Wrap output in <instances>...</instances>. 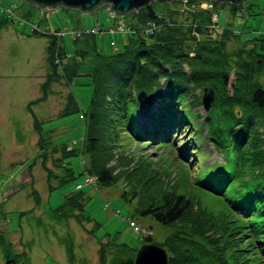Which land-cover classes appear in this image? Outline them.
<instances>
[{
    "label": "trees",
    "instance_id": "trees-1",
    "mask_svg": "<svg viewBox=\"0 0 264 264\" xmlns=\"http://www.w3.org/2000/svg\"><path fill=\"white\" fill-rule=\"evenodd\" d=\"M153 2L132 11L134 23H129V27L134 31L120 49L107 55L92 52V59L85 64L82 58L88 54L86 51L78 53V61L55 63L53 50L58 60L64 54L56 45L55 35L48 34V72L40 83V96L26 107L30 110L31 105L45 100L50 84L59 78L69 83L74 76H87L91 90L87 109L82 112L79 152L87 160L83 173L95 179L91 184L106 185L122 178L133 196L141 194L137 212L170 228L160 243L145 235L141 244L164 248L167 264H264V89L259 83L264 77L262 44V50L257 51L255 38L239 39L234 31L209 27L207 11L194 9L182 14L175 2L172 9L155 10ZM239 5L231 4L230 9L236 10ZM181 16L183 21L177 19ZM148 22L156 28L144 35ZM231 42L237 45L229 50L227 45ZM205 86L213 89L214 98L200 121L193 109L201 105L197 92ZM140 90L146 96L138 101L136 95ZM158 92L164 101L158 100L155 111L149 96ZM76 108L74 96L67 93L60 112L65 115ZM138 110H146L150 116L141 126ZM203 127L205 135L200 134ZM41 128V122L32 116L38 153L27 164V170L37 158L45 171L47 189L52 190L72 177L68 168L58 175L46 166L48 152H59L57 162L76 153L61 142L52 144ZM205 138L222 152L223 163L203 165ZM131 139L143 141L141 149L152 142L166 147L176 141L178 157L197 170L192 184L223 198L229 211L219 216L193 210L192 198L178 189L176 180L162 183L155 174L140 180L141 165H135L139 156L125 153ZM142 163L145 167L150 160L143 158ZM55 179L58 182L52 185ZM80 188L77 184L50 210L52 222L81 221ZM29 194L33 207H38V193L32 188ZM33 207L20 211L19 216ZM6 233L0 228L4 264H27L24 253L13 252ZM99 246V264H133L136 249L108 242H100Z\"/></svg>",
    "mask_w": 264,
    "mask_h": 264
},
{
    "label": "rangeland",
    "instance_id": "rangeland-1",
    "mask_svg": "<svg viewBox=\"0 0 264 264\" xmlns=\"http://www.w3.org/2000/svg\"><path fill=\"white\" fill-rule=\"evenodd\" d=\"M152 4L155 10L174 8L171 2L154 1ZM213 5L217 16L215 30L229 29L238 33L239 39L255 38V50H262L259 49L260 44L264 50V0H245L236 10H231V4L225 2L213 1ZM108 8L107 4H98L88 11H80L63 5L45 8L27 0H0V228L7 232L13 252L24 253L27 264H99L97 250L100 242L121 247L126 245L136 251L141 247L144 236L135 231L136 225L149 230V236L156 243L170 233L169 227L137 212L141 194L138 192L133 196L130 186L122 178L106 185L86 183L93 177H86L83 173L87 160L86 155L79 152L84 123L82 112L87 109L91 90L87 76H74L69 83L59 78L50 84L45 100L31 105L30 110L26 107L28 102L40 96L39 86L48 72V34L60 33L55 35L56 45L64 54L59 58V63L78 61V53L86 51L88 54L82 58L85 64L92 59V52L107 55L127 42L130 33L123 31L129 27V23H134L132 11L110 15ZM177 19L183 21V16ZM110 28H113V33L108 30ZM119 28L123 30L119 31ZM31 29L47 34L32 33ZM92 29L96 31L92 32ZM86 30L88 33H85ZM235 45V42H231L227 48L230 50ZM53 52L55 62L58 56L55 49ZM259 83L264 89V77L259 79ZM70 92L77 108L63 115L60 111L66 94ZM201 92L202 89L197 92L199 96ZM158 100L164 101L159 92L149 96L155 111ZM193 110L201 121L206 113L201 105ZM138 112L137 120L141 126L150 116L146 110ZM32 116L41 122V129L52 144L61 142L76 153L57 162L59 152H48L46 166L58 175L68 168L72 177L52 190L47 189L45 171L37 158L27 170V164L38 153ZM200 134H206L205 127ZM142 143L129 140L130 148L125 152L129 151L135 158L139 156L135 165H141L138 174L140 180L151 174L159 177L162 183L176 180L178 189L192 198L193 210L199 209L213 215L219 213V216L229 211L223 198L192 184L197 170L191 169L186 161L178 157L176 141L166 147L152 142L141 149ZM202 148L205 153L204 166L224 162L222 152L215 150L207 138L202 140ZM143 158L150 160L145 167L142 166ZM142 170L143 173H140ZM56 182L57 179L52 181V185H56ZM77 184L81 185L79 191L83 196L81 221L69 219L66 223L52 222L48 216L50 210ZM32 188L40 196L41 203L36 208L29 194ZM32 207V211L19 216L20 211ZM147 261L148 264H158L154 254L147 255ZM0 264H4L1 251Z\"/></svg>",
    "mask_w": 264,
    "mask_h": 264
},
{
    "label": "water",
    "instance_id": "water-1",
    "mask_svg": "<svg viewBox=\"0 0 264 264\" xmlns=\"http://www.w3.org/2000/svg\"><path fill=\"white\" fill-rule=\"evenodd\" d=\"M32 2L37 6L51 8L56 5H63L67 8H77L80 11H88L98 4H107L109 8L107 13L110 15L113 14H123L129 11H135L140 7L147 5L150 2H168L169 0H27ZM216 2H225L229 4H241L245 0H214ZM146 96L144 90H140L136 99L138 101L142 100ZM214 98V91L211 87H203L201 92V107L206 112ZM154 254L158 264H167V253L164 248L152 244L144 243L141 247L135 252L133 258V264H148L147 255ZM146 257V259H145ZM147 262V263H146ZM152 262L155 261L152 259Z\"/></svg>",
    "mask_w": 264,
    "mask_h": 264
},
{
    "label": "built area",
    "instance_id": "built-area-1",
    "mask_svg": "<svg viewBox=\"0 0 264 264\" xmlns=\"http://www.w3.org/2000/svg\"><path fill=\"white\" fill-rule=\"evenodd\" d=\"M171 2H175L177 3V7L178 10L180 12L183 11H191L194 9L197 10H203V11H208L210 14V22L211 24L209 25V27H213L215 20H216V13L213 10V1L212 0H170ZM180 6V7H179ZM156 28V25L153 22H149L146 25V28L144 29V33H151L154 29ZM35 30V29H34ZM99 30V29H98ZM111 33H113V28L108 29ZM122 28H119V31H122ZM130 29L126 27L125 31L123 32H127ZM92 32L96 31V29H92ZM88 32V30L85 31V33ZM55 35H60L59 32L55 33ZM195 37H196V33H194ZM55 63H58V59L55 58ZM95 181L94 178L92 179H88L87 182L88 183H93ZM135 231L137 233H139L140 235H148L150 233L149 230H146L144 228H140L138 225H136L135 227Z\"/></svg>",
    "mask_w": 264,
    "mask_h": 264
}]
</instances>
